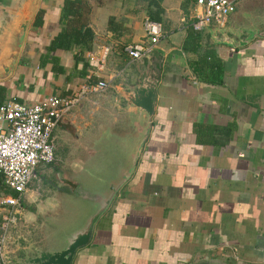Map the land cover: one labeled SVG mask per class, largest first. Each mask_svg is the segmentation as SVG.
<instances>
[{"label": "crops", "instance_id": "obj_1", "mask_svg": "<svg viewBox=\"0 0 264 264\" xmlns=\"http://www.w3.org/2000/svg\"><path fill=\"white\" fill-rule=\"evenodd\" d=\"M197 1L87 0L95 38L83 52L76 45L51 50L65 28V0H41L16 73L5 82L8 99L33 105L85 84L111 83L54 131L55 153L69 157L72 174L106 129L132 131L129 111L113 100L119 83L134 89L140 76L159 80L136 170L72 264H264V37L238 49L214 42L208 29L222 28L216 23L201 32L192 28ZM231 1L236 10L225 27L239 28L242 38L264 30V0ZM24 2L0 0V40ZM149 20L161 27L159 44L150 58L134 61L125 47L151 42ZM47 57L58 63L42 67ZM41 182L38 169L15 210L3 204L17 194L0 176V236L6 217L17 219L7 231L9 250L19 237L28 240L29 224L37 230L46 208L38 197Z\"/></svg>", "mask_w": 264, "mask_h": 264}, {"label": "water", "instance_id": "obj_2", "mask_svg": "<svg viewBox=\"0 0 264 264\" xmlns=\"http://www.w3.org/2000/svg\"><path fill=\"white\" fill-rule=\"evenodd\" d=\"M40 4L41 0H25L18 16L6 27L0 40V83L14 77ZM238 29L208 31L214 42L234 49L246 46L254 37H264V30L256 34L250 30L242 38ZM138 78L134 89L133 83L120 82L113 99L118 108L129 111L132 131L118 135L108 128L93 140L92 155L73 173L75 184L62 183L59 198L46 201L38 241L28 250L10 249L9 264H72L77 252L91 242L97 224L132 178L149 137L159 80L153 75Z\"/></svg>", "mask_w": 264, "mask_h": 264}, {"label": "built area", "instance_id": "obj_3", "mask_svg": "<svg viewBox=\"0 0 264 264\" xmlns=\"http://www.w3.org/2000/svg\"><path fill=\"white\" fill-rule=\"evenodd\" d=\"M198 9L193 16L192 28L201 32L216 23L225 27L236 10L231 0H198ZM146 31L150 43L139 42L125 47L134 61L152 54L159 44L162 32L160 25L147 21ZM111 83L100 81L85 84L74 94L50 96L36 104L28 105L13 99L0 106V176L5 185L17 196H7L3 204L15 210L21 208L25 194L37 177L41 165L48 166L55 158L53 134L59 124L92 93L107 91ZM0 236V264H9L7 231L17 222L16 216L8 215Z\"/></svg>", "mask_w": 264, "mask_h": 264}, {"label": "trees", "instance_id": "obj_4", "mask_svg": "<svg viewBox=\"0 0 264 264\" xmlns=\"http://www.w3.org/2000/svg\"><path fill=\"white\" fill-rule=\"evenodd\" d=\"M91 8L87 0H65L63 6V22L65 28L55 39L51 50L61 48H70L73 45L81 48V51L92 50L93 41L95 38L94 30L89 26V14ZM40 18L36 24L40 25ZM82 58V57H80ZM81 60V59H78ZM58 63L57 59L44 58L41 60V66L44 67L48 63ZM9 86L7 83H0V106L8 99ZM18 102H22L18 98H13ZM23 103V102H22Z\"/></svg>", "mask_w": 264, "mask_h": 264}, {"label": "flooded vegetation", "instance_id": "obj_5", "mask_svg": "<svg viewBox=\"0 0 264 264\" xmlns=\"http://www.w3.org/2000/svg\"><path fill=\"white\" fill-rule=\"evenodd\" d=\"M53 144H54V141H53ZM54 147H55V144H54ZM55 150H56V147H55ZM69 157H63V158H61V157H59V156H57L56 155V153H55V158H54V161H53V163L52 164H50V165H48V167H49V170H48V176H47V178L46 179H42V185L44 186L45 185V187L47 186V187H49L50 189L48 190V191H43L44 193H47V192H52L51 191V189H52V186H55L56 185V183L58 182L57 181V178L55 177V176H53V171L54 170H56V171H58V173H60V175H61V177H62V175H63V177L61 178L62 180H59V182H61V184L59 185V187H57V186H55L56 187V189L55 190H57V189H61V187L60 186H62V183H64V184H68L69 182L66 180V177L68 178V179H71V177L73 176V174H72V172L70 171V168L69 167H67V165H68V161L66 162V160L68 159ZM48 182H51L52 184H48ZM54 183V184H53ZM49 185V186H48ZM52 185V186H51ZM18 244H17V246H18V248H25V250H28L29 249V245H30V243H29V240H27V239H25V238H22V237H19L18 238V242H17Z\"/></svg>", "mask_w": 264, "mask_h": 264}, {"label": "rangeland", "instance_id": "obj_6", "mask_svg": "<svg viewBox=\"0 0 264 264\" xmlns=\"http://www.w3.org/2000/svg\"><path fill=\"white\" fill-rule=\"evenodd\" d=\"M69 139H74V137L72 136V135H70V137H69ZM48 170H49V167L48 166H45V165H41L40 167H39V174H40V176L42 177V179H46L47 178V176H48ZM53 176H55L56 178H57V183H56V185L55 186H57V187H59V185L61 184V182H59V180H62L61 178L63 177V175H62V177H61V175H60V173H58V171H56V170H54L53 171ZM40 183H38L37 185H39ZM48 184L50 185V184H52L51 182H48ZM54 184V183H53ZM64 184V183H63ZM62 184V185H63ZM48 185V186H49ZM52 186V185H51ZM55 186H52V191H54L55 192V200L56 199H58L59 198V195L57 194L58 192H59V189H57V190H55L56 189V187ZM50 187V186H49ZM49 187H45V185L43 186V187H41V190H39L38 191V197H40V198H44V202L46 203V201H48L49 199H51V198H53V195H52V192L49 194V193H46V195H44V197H42V195H41V191H48L50 188ZM61 188H62V186H60ZM44 203V204H45ZM46 205V204H45ZM40 207H41V209H43V206H42V204H40ZM44 210V209H43ZM36 220V219H35ZM36 224L38 225L37 226V230H38V232H37V230H34V228H35V226H33L32 227V224H29L31 227L30 228H32L31 230L30 229H27L26 228V231H25V233L24 234H26V236L28 237V240H29V243L31 244H35L36 243V241H38V239H39V232L42 230V221H41V219H37L36 221ZM35 222L33 223L34 225H35ZM22 232V231H21Z\"/></svg>", "mask_w": 264, "mask_h": 264}]
</instances>
